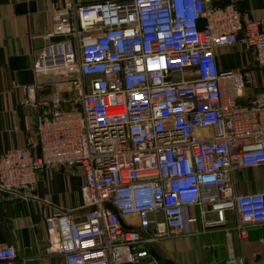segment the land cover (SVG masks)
Masks as SVG:
<instances>
[{
	"label": "built area",
	"instance_id": "1",
	"mask_svg": "<svg viewBox=\"0 0 264 264\" xmlns=\"http://www.w3.org/2000/svg\"><path fill=\"white\" fill-rule=\"evenodd\" d=\"M209 1L62 0L51 9L32 65L41 79L21 86V103L36 110L38 153L1 154L0 189L28 190L40 169L83 168L84 218H47V248L66 264H162L147 244L195 233L191 208L203 227L235 208L241 236L264 221V192L236 194L229 175L264 163V91L237 104L250 71L218 72L214 61L218 48L242 43L264 66V19ZM15 256L0 246L1 263Z\"/></svg>",
	"mask_w": 264,
	"mask_h": 264
},
{
	"label": "crops",
	"instance_id": "2",
	"mask_svg": "<svg viewBox=\"0 0 264 264\" xmlns=\"http://www.w3.org/2000/svg\"><path fill=\"white\" fill-rule=\"evenodd\" d=\"M209 2L213 6L233 3L238 13L264 19V0ZM61 4L62 0H0V155L22 146L38 153L36 110L21 103V86L41 79L32 69L34 53L47 41L43 33L52 24L51 9ZM214 61L218 72L250 71L252 87L241 91L237 104H246L264 91V66L255 62L253 46L236 43L218 48ZM53 87L45 85L37 98L48 99ZM229 175L236 194L264 192V163L234 169ZM35 183L23 191L0 189V246L12 245L16 256L10 261L18 264H66L60 252L47 248L51 236L47 218L61 211L74 219L84 218L83 168L62 164L40 169ZM190 213L197 217L190 224L195 233L161 237L147 244L162 264H236L239 257L245 264H264V221L248 222L241 236L235 208L224 212L223 223L210 227H203L197 209L191 208ZM205 217L213 219L214 212Z\"/></svg>",
	"mask_w": 264,
	"mask_h": 264
},
{
	"label": "water",
	"instance_id": "3",
	"mask_svg": "<svg viewBox=\"0 0 264 264\" xmlns=\"http://www.w3.org/2000/svg\"><path fill=\"white\" fill-rule=\"evenodd\" d=\"M9 264H18L17 261H10Z\"/></svg>",
	"mask_w": 264,
	"mask_h": 264
}]
</instances>
